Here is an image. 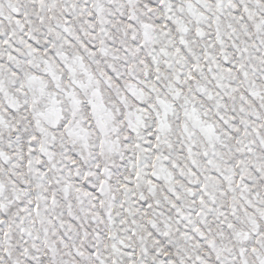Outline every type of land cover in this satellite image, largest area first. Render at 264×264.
Instances as JSON below:
<instances>
[{
  "label": "snow or ice",
  "instance_id": "obj_1",
  "mask_svg": "<svg viewBox=\"0 0 264 264\" xmlns=\"http://www.w3.org/2000/svg\"><path fill=\"white\" fill-rule=\"evenodd\" d=\"M0 264H264V0H0Z\"/></svg>",
  "mask_w": 264,
  "mask_h": 264
}]
</instances>
